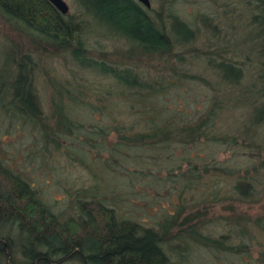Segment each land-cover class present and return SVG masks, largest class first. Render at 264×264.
<instances>
[{"label": "rangeland", "instance_id": "obj_1", "mask_svg": "<svg viewBox=\"0 0 264 264\" xmlns=\"http://www.w3.org/2000/svg\"><path fill=\"white\" fill-rule=\"evenodd\" d=\"M65 1L68 14L76 19L80 15L77 4ZM150 3V10H161L163 17L169 6L186 20L194 30L193 39L173 48L165 58L146 56L130 49L125 40L102 32L89 20L82 34L88 53L106 57L105 61L119 67L131 65L141 79L163 82L162 104L184 118L195 120L212 110L209 133L183 146L142 147L139 152L129 148V157L122 153L116 162L109 156L108 144L100 154V148L78 145V136L54 134L51 128L48 131L49 125L55 124L52 97L59 84H79L85 90L82 97L86 103L75 114L84 125L83 132L90 126L107 127L114 116L125 117L131 123L133 115L127 113L123 96L116 95L121 89L112 77L78 67L69 51L53 50L45 40L32 37L28 30L0 15V84L6 83L13 70L5 50H15L18 58L27 54L46 122L43 129L42 123L34 126L0 107V159L33 183L52 210L64 216L74 211L70 207L77 198H83V191H111L121 211L139 220L161 222L173 212L179 215L180 222L191 215L189 223L196 224L200 234L222 242L212 246L195 241L187 224H175L163 243L174 264H264V119L255 120V107L264 102L260 65L264 56L260 53L263 40L258 36L259 27L251 23L252 15L258 11L257 0ZM219 60L240 67L238 81L220 79L216 67H225H215L214 62ZM105 89L114 90L109 101L119 104L114 116L101 107L105 101L96 100L94 112L87 104L92 94L104 96ZM119 109L126 111L120 113ZM103 158L113 169L106 168ZM193 165L200 178L187 184L180 180L181 171ZM134 166L138 169L129 176L125 170L133 171ZM139 167L143 173L137 172ZM241 175L250 176L246 178L251 180V194L241 195L234 188L237 179H243ZM15 257L20 254L15 252Z\"/></svg>", "mask_w": 264, "mask_h": 264}, {"label": "trees", "instance_id": "obj_2", "mask_svg": "<svg viewBox=\"0 0 264 264\" xmlns=\"http://www.w3.org/2000/svg\"><path fill=\"white\" fill-rule=\"evenodd\" d=\"M73 1L80 13L76 19L68 12H59L49 0H0V15L28 30L32 37L45 40L53 50L69 51L78 67H88L112 77L121 89L116 95L123 96L125 109L133 117L128 123L127 118L112 114L119 107L117 101H109L114 95L113 89L104 90L111 93L108 96L103 93L104 96L96 97V93H91L87 103L90 110H96V100L105 101L101 107L114 117H111L107 127L90 126L83 132L84 125L75 114L86 103L82 97L86 95L85 90H81L79 84H59L54 91L56 98L52 97L51 114L55 124L49 125L48 131L51 128L54 134L78 136V145L84 143L100 148V154L109 145V156L116 162L122 153L124 157H129V148L139 152L142 147L183 146L209 133L212 110L195 120L182 117L177 110L162 104L163 82L141 79L131 65L119 67L105 61L106 57L90 55L82 38L84 24L90 20L102 32L125 40L130 49L135 48L142 55L165 58L173 52V48L193 39L194 30L186 20L169 6L163 17L161 10H150L151 6L147 8L137 0ZM256 7L258 11L252 15L251 23L259 27L258 36L263 40L260 53L264 56V0H257ZM5 54L9 56L13 70L6 83L0 84V107L34 126L42 123L43 129H46L32 82L31 58L25 53L18 58L13 49L5 50ZM181 59L178 56L177 61ZM214 63L215 67L219 64L225 67H216L220 79L238 81L240 67L222 60ZM260 65L264 74V60ZM177 74L184 76L183 73ZM230 75L232 77H227ZM125 111L119 109L120 113ZM255 111V120L264 119V102L256 106ZM105 158L101 159L103 164L111 168ZM128 168L126 166L125 169ZM213 168L216 170L214 165ZM137 169L134 166L133 171L125 172L130 176V172ZM137 172L143 173L141 167ZM181 174L180 180H185L187 184L200 178L195 165L185 168ZM241 177L243 179H237L234 188L241 195L251 194V180L246 178L250 176ZM83 193V198H77L70 207L74 210L72 213L64 216L54 212L33 183L0 159V264H174L163 243L175 224H187V230L195 241L211 243L212 246L222 244L219 239L200 234L196 224L189 223L191 215L179 222V215L172 212L161 222H146L127 214L126 210L121 211L111 191L97 192L94 189ZM15 252L20 254L19 258L15 257Z\"/></svg>", "mask_w": 264, "mask_h": 264}, {"label": "water", "instance_id": "obj_3", "mask_svg": "<svg viewBox=\"0 0 264 264\" xmlns=\"http://www.w3.org/2000/svg\"><path fill=\"white\" fill-rule=\"evenodd\" d=\"M55 8L61 12L62 14H65L69 10V6L65 0H49ZM145 7L149 8L151 6L150 0H137Z\"/></svg>", "mask_w": 264, "mask_h": 264}]
</instances>
